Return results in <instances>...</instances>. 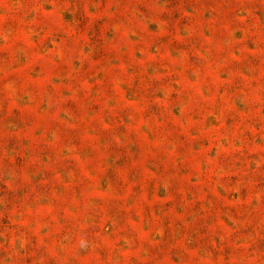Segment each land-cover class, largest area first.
<instances>
[{"label": "rangeland", "instance_id": "rangeland-1", "mask_svg": "<svg viewBox=\"0 0 264 264\" xmlns=\"http://www.w3.org/2000/svg\"><path fill=\"white\" fill-rule=\"evenodd\" d=\"M0 264H264V0H0Z\"/></svg>", "mask_w": 264, "mask_h": 264}]
</instances>
